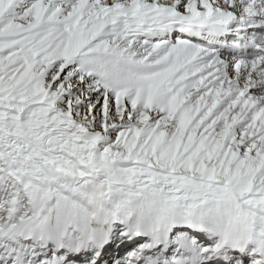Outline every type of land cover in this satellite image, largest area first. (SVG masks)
Wrapping results in <instances>:
<instances>
[{
	"label": "snow or ice",
	"instance_id": "obj_1",
	"mask_svg": "<svg viewBox=\"0 0 264 264\" xmlns=\"http://www.w3.org/2000/svg\"><path fill=\"white\" fill-rule=\"evenodd\" d=\"M0 264H264V0H0Z\"/></svg>",
	"mask_w": 264,
	"mask_h": 264
}]
</instances>
